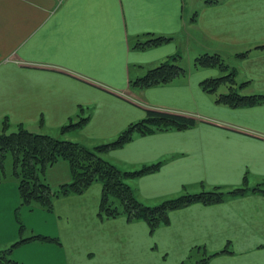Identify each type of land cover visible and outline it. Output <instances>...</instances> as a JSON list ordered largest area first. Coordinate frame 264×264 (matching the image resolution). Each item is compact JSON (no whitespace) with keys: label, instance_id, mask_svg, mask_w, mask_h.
I'll return each mask as SVG.
<instances>
[{"label":"crops","instance_id":"crops-1","mask_svg":"<svg viewBox=\"0 0 264 264\" xmlns=\"http://www.w3.org/2000/svg\"><path fill=\"white\" fill-rule=\"evenodd\" d=\"M153 35L172 39L138 46ZM258 46H264V0H203L190 10L186 0H0V132L22 125L95 147L143 119L147 108L197 116L194 127L137 134L102 156L124 170L162 162L156 172L127 181L146 203L196 183L248 186L218 203L171 211L154 242L157 249L162 244L169 264L185 261L192 249L215 254L202 264H264V192L252 189L264 190V103H216L200 86L216 71L195 65L200 55L218 52L236 68L237 82H248L244 93H264V48ZM242 52L248 54L238 56ZM178 53L186 75L168 85L131 86V79ZM81 114L90 115L83 126L60 131ZM43 177L54 189L70 182L69 162L59 160ZM102 190L93 183L83 193L57 197L51 211L22 206L26 236L59 242H26L12 258L22 264H131L150 256L146 222L99 218ZM19 206L18 180H0V248L20 237Z\"/></svg>","mask_w":264,"mask_h":264},{"label":"trees","instance_id":"trees-1","mask_svg":"<svg viewBox=\"0 0 264 264\" xmlns=\"http://www.w3.org/2000/svg\"><path fill=\"white\" fill-rule=\"evenodd\" d=\"M218 1V0H214ZM148 35V34H147ZM152 35V34H151ZM171 36H149L144 41H139L140 48L158 46L171 40ZM264 48V46H258ZM248 52L239 53L246 56ZM181 54L168 56L157 66L149 69L143 76L131 79L133 87L150 88L172 83L176 78L186 75L188 69L179 64ZM195 65L207 69H219L223 74L207 77L200 82L201 88L211 94L218 104L233 108L251 107L264 103V93H244L242 89L248 84H239L237 72L224 57L218 53H204L196 58ZM224 88L223 91L221 89ZM82 109V107H81ZM80 109V110H81ZM90 115H82L74 122L64 125L62 131L81 127ZM197 116L173 112L161 108H147L146 116L129 124L114 140L101 143L95 147L63 139L47 133H37L19 125L16 130L0 132V180L9 176L18 180L21 197V206L16 209V217L20 224V237L6 248H0V264H22L12 258L11 253L29 241H56L58 238L42 234L24 236L25 224L20 218V208L24 205L53 210L54 199L68 194L83 193L96 181L102 182L103 190L99 206L100 219L117 218L125 216L129 221L144 219L150 230L154 232L160 225L169 223L170 212L185 207L193 202L204 204L218 203L229 196L240 195L249 190L248 186L227 188L217 185L211 190L200 192H182L180 195L166 198L155 205L145 204L137 195V191L127 182L144 174L159 170L162 162L145 165L136 170H123L113 162L102 156V153L111 149L121 148L132 141L137 134L150 135L162 131L182 130L198 124ZM10 156L12 170L10 175L6 168V159ZM59 160H66L71 167V181L54 189L43 177L44 172ZM252 189L262 188L254 187ZM228 251V250H227ZM199 258L191 261L189 258L181 264H202L208 258Z\"/></svg>","mask_w":264,"mask_h":264},{"label":"rangeland","instance_id":"rangeland-1","mask_svg":"<svg viewBox=\"0 0 264 264\" xmlns=\"http://www.w3.org/2000/svg\"><path fill=\"white\" fill-rule=\"evenodd\" d=\"M187 1V6H188V9L190 10L191 9V6L193 5V6H196V5H199L200 3H201V1H203V0H186ZM220 46V45H219ZM220 48H222V47H220ZM243 49H245V48H243ZM228 61H229V58H226ZM194 61V60H193ZM192 61V62H193ZM230 62V61H229ZM235 70H236V68H235ZM216 71V73H215V76H216V74H217V76L218 75H221V74H223L219 69H215L214 70V72ZM213 72V73H214ZM236 79H237V76H236ZM238 80V79H237ZM247 86V85H246ZM224 90V88H222L221 89V91H223ZM230 108V107H229ZM225 118H227V121L228 122H233V123H238V124H240V119L238 118V116H236V115H230V114H226L225 115ZM232 128V127H231ZM232 130H236V129H232ZM60 131H62V129L60 130ZM63 133V132H62ZM5 164H6V170H7V172L10 174L11 173V170H12V166H13V164H12V160H11V157L10 156H8L7 157V159H6V162H5ZM124 170V169H123ZM95 183H100L101 185H102V182H100V181H96ZM242 185V184H241ZM103 186V185H102ZM243 186V185H242ZM188 188H189V191H193V190H195V191H201V190H211V189H213L215 186H203V187H201L200 185L198 186V183H196V184H192L191 186H187ZM226 187V186H225ZM234 187V186H233ZM227 188H228V186H227ZM185 192V189L183 188V193ZM177 196V195H176ZM230 197H233V196H230ZM143 201V200H142ZM144 202V201H143ZM160 202V200L159 201H156V202H152V203H146L145 202V204H152V205H155V204H157V203H159ZM201 203V202H200ZM204 204V203H203ZM142 221H144V222H146L147 223V221L146 220H144V219H141ZM146 225V224H145ZM19 226H20V224H19ZM146 228H147V231H148V239H150V240H152L153 242H152V244H150L149 245V248H150V250H152L153 252H152V254L150 255V256H146V257H140V256H136L135 258H134V261L131 263V264H169L170 262H171V260L170 261H168V262H165V254H164V252L162 251V244L159 242V246H158V249L156 248V245H155V242H154V232H152L151 230H150V227H149V225H148V223H147V225H146ZM28 232V230H27V228H26V230H25V232H24V235L26 236V233ZM156 232V231H155ZM16 241V240H15ZM12 244V243H11ZM10 244V245H11ZM9 245V246H10ZM193 251H191L192 253H190L191 254V256H192V258H190V260L191 261H193V260H197V259H199V258H203L204 256H207L208 254H206L205 252H204V249L203 250H198V249H192ZM190 254H189V256H190ZM189 256L187 257V258H185V260H187L188 258H189ZM167 260V259H166ZM182 262H180L179 264H181ZM119 264H123V262H120Z\"/></svg>","mask_w":264,"mask_h":264}]
</instances>
